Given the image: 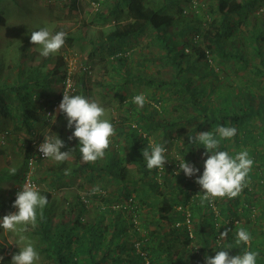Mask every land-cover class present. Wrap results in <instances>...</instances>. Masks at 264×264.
Returning a JSON list of instances; mask_svg holds the SVG:
<instances>
[{
	"label": "trees",
	"instance_id": "trees-1",
	"mask_svg": "<svg viewBox=\"0 0 264 264\" xmlns=\"http://www.w3.org/2000/svg\"><path fill=\"white\" fill-rule=\"evenodd\" d=\"M75 1L71 2L72 9L77 8ZM210 1L213 4H206V18L199 20L205 5L202 0H196L194 6L190 0H184L185 6L177 7V13L168 12L166 5L150 0H111L106 14L98 15L102 21H113L101 43L85 40L84 32L78 37L67 36L68 44L84 41L96 52L105 45L112 48L115 63L107 60L106 71L114 81H122L123 77L128 84L150 87L156 84L155 90L165 88L174 94V100L167 114L161 115L163 107L157 99L147 100L143 109L136 111L132 102L135 94L125 102L129 112L135 111L130 116L132 122L126 121L124 127L122 122L110 121L115 134L123 137V152L135 164L136 176L126 172L122 164L125 156H110L111 152L106 150L102 166L83 163L79 141L72 139L76 142V165L67 176L88 172V179H92L96 173L112 179L115 185L109 191L73 196L55 222L54 202L49 193L40 192L48 198V204L42 215L37 210V222L30 226V236L36 240L42 264H206V256L214 257L226 245L232 246L226 249L231 256L247 250L258 251L257 264H264V0ZM190 19L196 23L191 38L183 42L180 53L171 52L169 30L182 25L178 32L181 36ZM2 25L4 18L0 13ZM140 36L165 49L158 59L171 68L167 79L151 77L144 70L142 76L126 72L122 47L126 40ZM54 59L50 70L33 68L29 73L17 64L10 81L7 74L0 72V117L10 121L14 132L31 137L34 126L44 124V118L50 117L48 113L53 112L62 94L60 90L55 101L46 100L55 81L70 78L73 84L70 95L86 96L90 67L84 65L68 76L63 56ZM188 74L195 75L196 80ZM124 83L120 87H125ZM154 104L160 106L159 110ZM40 108L45 110L43 117ZM56 121L60 127L58 137L62 139V132H66L68 140L74 127H66L64 114L58 113ZM133 124L137 127H132ZM219 126L237 129L233 138L221 140L219 150L230 155L247 150L254 165L246 177L249 184L240 195L231 199L217 197L202 205L203 192L195 180L203 174L207 157L202 154L206 150L202 145L189 144L188 137L199 132L215 133ZM153 131L159 132L153 144L167 149L165 170H148L143 159L142 150L148 147V137ZM1 133L5 140L7 132ZM40 139L34 137L20 147L23 168L19 187L27 160L35 155L32 142ZM176 143L181 147L173 157L168 154L169 147ZM115 147L119 149L118 143ZM183 158L199 169L197 176L188 178L182 171L176 175L178 162ZM64 165L65 162L59 164L57 176H61L62 168L66 170ZM15 200L16 197L0 198V212L11 209ZM255 211L256 216L252 214ZM91 213L94 216L88 217ZM186 214L191 227L186 225ZM250 215L261 223L259 231L250 227ZM242 217L245 225L240 224ZM135 223L143 231L141 228L139 232ZM240 228L252 235L250 245L236 244L235 234ZM225 229L228 235L220 240Z\"/></svg>",
	"mask_w": 264,
	"mask_h": 264
},
{
	"label": "rangeland",
	"instance_id": "rangeland-1",
	"mask_svg": "<svg viewBox=\"0 0 264 264\" xmlns=\"http://www.w3.org/2000/svg\"><path fill=\"white\" fill-rule=\"evenodd\" d=\"M159 2L166 5L168 12H176L177 7L185 6L184 0H150ZM72 0H0V13L4 18V25L0 26V72L7 74L9 81L14 78L16 65L19 64L22 70L29 73L30 69L36 68L40 70H50L55 62L56 56H63L65 61V67L67 72L77 73L78 70L82 69L84 65H88L91 69V73L88 75L87 91L86 96L90 101H96L100 106L106 110L105 119L114 122H122L126 127L127 122H132L131 117L135 113L134 109L138 111L136 105L131 112L128 110V102L135 94H144L147 100L157 99L161 102L162 113L161 115L167 114L170 103L174 100V94L169 93L163 89H157L156 84L153 87L145 84H134L133 82L124 83L116 80L109 76V72L106 71L108 65L107 60L115 63V58L111 56L112 48L106 45L100 48L99 52L93 50L92 46L84 41H77L73 44L67 42L61 48L60 52L56 55L49 57H42L39 52L38 46L33 45L30 42L31 32L39 30L42 27H47L53 33L58 31H65L67 36L78 37L81 36V32H84L85 40H91L93 42H100L103 37L113 26L111 19H105L102 21L98 18L99 14H106L107 7L111 0H76V9H72ZM205 4L201 12L199 20L206 18V4H213L210 0H202ZM98 10V11H97ZM177 15V14H176ZM178 16V15H177ZM188 21V20H187ZM188 28L184 30L182 35H178L179 28H183L182 25L169 30L170 38H168V44L172 48L171 52L180 53L179 49L183 47V42L189 41L193 34V28L196 26L194 21H188L186 25ZM191 29H190V28ZM127 44L122 47L124 52L126 64V72L140 75L146 73L151 77H159L167 79V73L171 70L169 66L162 63V60L158 59L161 54L165 53L162 45H158L156 41H151L144 36L135 37L134 39H128L125 41ZM101 43V42H100ZM116 49V47H115ZM111 56V57H110ZM113 57V58H112ZM164 62V61H163ZM124 64V63H123ZM117 68H121L118 67ZM144 70V71H143ZM143 71V72H142ZM198 72V71H197ZM113 76V73L111 74ZM196 80L195 75L188 74ZM4 78V77H3ZM124 83L125 87H120ZM197 84H200L199 82ZM155 87V88H154ZM62 88V82L55 81L52 83L50 89V96L46 98L48 102L56 100V96L59 94ZM170 99V100H169ZM61 101L56 104V109L52 115H55V121L52 119V115L48 119H45V123H38L34 126V132L31 137L21 131H13L11 129V123L7 119L0 117V198L5 199L9 197H16L17 192L21 191L18 182L20 172L22 171V156L20 147L26 143V141L33 140L36 138H44V135L51 134L56 136L59 132V125L56 121L58 115V106ZM42 109V110H41ZM161 110V109H160ZM166 110V111H164ZM45 110L39 109L40 116L43 115ZM131 116V117H130ZM43 117V116H42ZM127 121V122H126ZM7 132V135L2 139L1 132ZM63 137L61 140L64 141L65 147L61 148V152L72 149V153L69 158L64 161L66 169L71 170L75 167L74 156L76 142L66 139V132H62ZM159 136L158 131L150 133L149 143H154V140ZM173 136V134H172ZM122 136L114 134L110 137V146L106 151L111 152L110 156L123 158L122 164L126 168V172L130 175L136 176L135 164L130 161V158L123 152L124 141ZM171 142V138L168 139ZM119 145V149L115 147V144ZM181 145L176 143L169 147V155L175 156ZM102 159H98L96 162L91 164H98L100 166L106 161V154ZM83 162V160H82ZM84 163V162H83ZM58 162L48 158L44 161L36 162L33 170V179L35 181L37 190L40 192H47L50 194V199L53 200L56 208L54 221L58 215H62V207L67 206V203L72 202L73 196H82L93 194V189L98 187L99 191L111 190L114 188L115 182L105 177L94 173L92 179H88V172L77 173L72 176H64V169L62 168L60 174L57 176L59 171ZM102 164V165H101ZM11 169H15V174L11 173ZM90 174V173H89ZM7 175H17L16 178ZM8 177V178H7ZM249 184V183H248ZM58 208H60L58 210ZM178 208L176 210L178 211ZM254 209H251L252 212ZM18 209L11 207L0 212V219L9 213H15ZM56 213H58L56 215ZM147 213V212H146ZM256 216V211L252 213ZM251 214V215H252ZM250 215V227L256 232L261 228V223L257 222L256 219ZM91 213L88 217H93ZM245 218L240 219V224L246 223ZM139 224V221L137 220ZM138 224L135 223V227L140 232ZM245 225V224H244ZM31 224L27 226L26 231H20L17 229L15 232H9L0 228V264H12V257L14 254H18L20 248H23L29 241L36 246V240L30 236ZM22 227V226H21ZM191 227V223H189ZM143 231V228H142ZM258 235V233H257ZM24 236L25 239L21 240L20 237ZM255 237V235L253 236ZM36 249V247H35ZM37 251V250H36ZM36 264H42L41 256Z\"/></svg>",
	"mask_w": 264,
	"mask_h": 264
},
{
	"label": "clouds",
	"instance_id": "clouds-1",
	"mask_svg": "<svg viewBox=\"0 0 264 264\" xmlns=\"http://www.w3.org/2000/svg\"><path fill=\"white\" fill-rule=\"evenodd\" d=\"M67 33L65 31L51 32L49 28L42 27L39 30L31 32L30 42L38 46L42 57H49L60 52L65 45ZM36 99V98H35ZM132 102L143 109L147 102L144 94H138L133 97ZM159 110L158 105H153ZM57 112L64 114L67 120L66 127L74 131L68 137V140L76 138L79 141V152L82 155L83 162H96L105 156V150L109 149L110 137L114 136V125L105 119L106 110L96 101H90L82 95H69L67 91L63 92V98L58 106ZM52 115V114H49ZM55 121V115H52ZM132 127H137L133 124ZM237 133L235 127L219 126L213 131L199 132L196 135H189V144L202 145L206 150L202 155L207 157L204 160L203 174L197 176L199 169L190 163H186L184 158L179 160V175L180 171L188 178L197 176V183L203 195L201 196V204L211 202L214 198L229 199L235 198L247 186L246 177L254 165V160L250 158L247 150H242L235 155H230L227 151H221L220 143L223 139H231ZM65 147V143L58 135H44V141L38 146V150L43 154V157L52 159L55 162L62 163L66 161L72 149L61 152V148ZM167 149L159 143H149L148 147L142 150L143 159L146 161L148 170L160 169L165 170L164 166L168 161L165 155ZM15 174V169L10 170ZM70 170H65V175H69ZM99 192V188L93 189V194ZM48 204V198L39 193L36 186L25 183L22 185V191L17 192L16 200L13 207L18 211L9 213L0 219V228L15 232L17 229L26 231L27 226L31 224L35 226L37 222V210L42 211ZM22 226V227H21ZM228 230L220 233V240L227 237ZM21 240L25 237L21 236ZM252 235L244 228L237 230L235 241L237 245H250ZM231 245L224 246V250L216 251L214 257L206 256V264H257V259L260 255L258 251L247 250L242 255L238 254L231 256L229 251ZM39 253L36 251L33 244L29 241L23 248H20L18 254L12 257V264H36L39 260ZM2 259V257H0Z\"/></svg>",
	"mask_w": 264,
	"mask_h": 264
},
{
	"label": "built area",
	"instance_id": "built-area-1",
	"mask_svg": "<svg viewBox=\"0 0 264 264\" xmlns=\"http://www.w3.org/2000/svg\"><path fill=\"white\" fill-rule=\"evenodd\" d=\"M191 4L194 6L196 4V0H190V5ZM69 74H70V72L67 73L68 76H69ZM61 90H62L61 100L63 98V92L67 91L69 95L72 93L73 84L70 81V78H66L65 81L62 82ZM52 109L54 110V112H56L55 111L56 105ZM49 114L50 113H48V116H49ZM43 141H44V138L40 139L38 142H32V146L34 147V150H35V155H34L33 158H30V159L27 160L25 170H24V172L22 174L21 191H22V185L25 184V183L33 184V185L36 186L35 181L33 179V170L35 168L37 160L44 159L43 154L38 150V146L41 143H43ZM178 210H180V208H178ZM185 222H186V225L189 226V215L188 214L185 215Z\"/></svg>",
	"mask_w": 264,
	"mask_h": 264
}]
</instances>
